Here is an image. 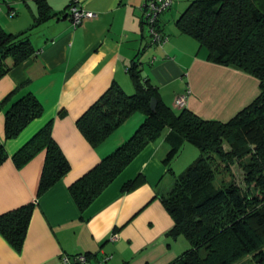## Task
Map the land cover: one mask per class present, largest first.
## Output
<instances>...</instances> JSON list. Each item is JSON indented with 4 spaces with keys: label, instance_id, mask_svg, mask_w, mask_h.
Here are the masks:
<instances>
[{
    "label": "crops",
    "instance_id": "crops-1",
    "mask_svg": "<svg viewBox=\"0 0 264 264\" xmlns=\"http://www.w3.org/2000/svg\"><path fill=\"white\" fill-rule=\"evenodd\" d=\"M38 1L0 4L1 28L12 35L30 30L27 38L34 49L17 67L7 59L11 68L0 78V142L8 155L0 165V215L35 205L22 253L0 235V264H64V257L76 255H88L85 264L105 257L102 264H171L190 244L166 236L173 221L160 197L170 189L166 177L174 175L163 162L169 131L148 144L81 214L69 186L123 145L145 117L132 114L96 147L76 122L112 85L127 96L134 94L133 64L166 107L178 114L174 101L188 92L185 109L209 121L227 122L246 108L259 94L258 81L209 62L204 48L179 33L176 21L193 0H173L159 16L156 28L166 38L161 45L153 42L143 21L147 0H78L95 18L77 28L67 15L74 0H45L56 17L33 27ZM28 95L41 104L42 116L8 139L6 115ZM47 124L70 169L38 198L44 153L23 168L16 167L13 157Z\"/></svg>",
    "mask_w": 264,
    "mask_h": 264
},
{
    "label": "trees",
    "instance_id": "trees-1",
    "mask_svg": "<svg viewBox=\"0 0 264 264\" xmlns=\"http://www.w3.org/2000/svg\"><path fill=\"white\" fill-rule=\"evenodd\" d=\"M38 12L33 27L56 17L45 0L38 1ZM175 25L179 33L207 51L209 62L255 78L258 96L227 122L203 120L185 108L176 114L163 104L154 87L141 80L133 64L129 73L134 94L127 96L112 85L76 124L96 147L132 114L141 113L145 119L123 145L69 186L70 197L84 213L148 144L168 130L166 166L185 143L200 152L160 197L173 221L166 236L184 238L190 244L171 264H235L248 255L256 264H264V0H193ZM28 32L7 34L0 26V78L11 68L5 64L7 59L17 67L34 54ZM151 99L156 101L154 112ZM41 116L42 106L34 96L20 100L6 115L7 138H17ZM41 153L44 163L38 198L70 169L51 137L49 124L16 153L13 162L23 168ZM7 159L0 142V165ZM237 163L245 189L234 182L232 168ZM217 177L220 187L214 183ZM34 209V204H28L0 215V235L19 254Z\"/></svg>",
    "mask_w": 264,
    "mask_h": 264
},
{
    "label": "built area",
    "instance_id": "built-area-1",
    "mask_svg": "<svg viewBox=\"0 0 264 264\" xmlns=\"http://www.w3.org/2000/svg\"><path fill=\"white\" fill-rule=\"evenodd\" d=\"M2 0H0L1 4ZM173 0H147L143 5V18L144 23L148 28L149 34L153 42L159 45L166 42V38L161 35L157 30V21L159 16L168 10L172 5ZM11 17H15L16 13L11 12ZM68 18L73 28H77L83 25L87 21H91L95 18V15L82 8L78 0H74L68 9ZM188 92L185 95L177 97L174 101V106L178 109L185 108ZM115 239V237H113ZM88 257L86 255H76L71 257H64L62 259L64 264H85ZM108 258L105 257L101 262L106 261ZM99 262L98 264H102Z\"/></svg>",
    "mask_w": 264,
    "mask_h": 264
},
{
    "label": "rangeland",
    "instance_id": "rangeland-1",
    "mask_svg": "<svg viewBox=\"0 0 264 264\" xmlns=\"http://www.w3.org/2000/svg\"><path fill=\"white\" fill-rule=\"evenodd\" d=\"M225 150H228L227 146H224ZM200 156V152L194 146L190 144H185L183 148L180 150L179 154L170 162V169L174 172V177L172 175L166 177L165 179V186L170 183V187L174 181V178L184 172L193 162H195L198 157ZM232 174L234 177V182L241 188L245 189L246 187L243 184V173L240 164H235L232 168ZM227 180V178H226ZM216 187L221 186V179L217 177L216 181L214 182ZM164 186V185H163ZM169 187V188H170ZM235 264H256L251 255H248L238 261Z\"/></svg>",
    "mask_w": 264,
    "mask_h": 264
},
{
    "label": "water",
    "instance_id": "water-1",
    "mask_svg": "<svg viewBox=\"0 0 264 264\" xmlns=\"http://www.w3.org/2000/svg\"><path fill=\"white\" fill-rule=\"evenodd\" d=\"M65 16H66V15H65ZM150 109H151L152 112L155 111V109H156V101H155V99H151V102H150Z\"/></svg>",
    "mask_w": 264,
    "mask_h": 264
}]
</instances>
